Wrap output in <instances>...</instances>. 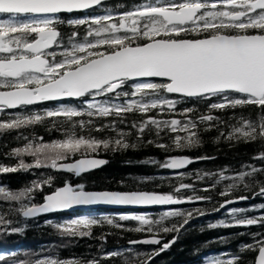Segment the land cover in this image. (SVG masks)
<instances>
[{"label": "snow or ice", "instance_id": "snow-or-ice-1", "mask_svg": "<svg viewBox=\"0 0 264 264\" xmlns=\"http://www.w3.org/2000/svg\"><path fill=\"white\" fill-rule=\"evenodd\" d=\"M104 5L105 0H0V114H8L7 118L0 116V133L51 124L49 131L63 135L50 142L42 137L33 142L24 136V145L9 153L17 158V165L0 164V174L43 168L81 177L108 163L98 158L101 152L137 149L146 143L164 156L139 163L171 170L177 183L168 192L148 190L142 185L152 177L144 176L127 189L87 190L83 183L68 181L54 187L56 177L48 175L18 192L0 186V200L19 204L15 208L19 216L37 218L77 207L147 208L211 202L213 196L207 193L215 192L223 199L212 211L226 210L231 219L209 228L264 229V203L233 206L249 199L264 200V166L249 164L231 175L224 169L197 172L196 180L210 181L201 189L185 182L191 174L181 171L200 160L215 159L184 154L201 145V130L225 125L230 131L221 132L217 141L224 137L229 142L264 145V0H146L116 14L108 9L91 14ZM74 13L84 15L65 16ZM64 24L72 29L67 44L59 53L50 51L61 46L65 33L59 26ZM114 99L122 102L114 103ZM49 102L56 104L48 107ZM187 102L193 106L187 107ZM199 103L204 104L203 111H198ZM247 106L257 110L254 117L240 115L232 122V118L226 121L213 114L232 110L235 117V110ZM129 114H138L140 119L129 122ZM160 115L172 118H157ZM104 119L111 122L105 124ZM105 132L115 135L93 134ZM148 135L154 138L146 139ZM24 157H31L32 162ZM253 159L264 161V151ZM222 182L227 183L221 186ZM45 185L54 190L43 196V202H35V193ZM206 214L201 208H171L159 219L128 212L45 223L66 238L92 237L99 227L98 239L105 242L114 234L103 231L105 226L145 233L149 238L130 240L129 245L162 244L140 262L148 264L176 242L195 216ZM171 218H181L182 223L166 224ZM14 223L0 215V234L23 233L24 227ZM169 233L177 235L162 243L163 235ZM245 234L251 240L241 242L238 254L207 264H242L248 253L253 254L251 264H264V230L238 235ZM119 256L120 252L106 251L101 258L76 260L0 251V264H110Z\"/></svg>", "mask_w": 264, "mask_h": 264}, {"label": "trees", "instance_id": "trees-1", "mask_svg": "<svg viewBox=\"0 0 264 264\" xmlns=\"http://www.w3.org/2000/svg\"><path fill=\"white\" fill-rule=\"evenodd\" d=\"M60 30L65 33V36L61 43L67 42V36L72 30L67 24L59 26ZM115 100V99H114ZM122 102V100H119ZM75 103V102H73ZM39 106V107H43ZM48 107L53 105L47 104ZM187 107H192V102L186 103ZM180 107V106H178ZM204 104H198V111L204 110ZM257 110L254 106H247L242 109L235 110V117H233V111L227 112L216 111L213 114L220 116L223 120H229L232 118V122H235V118L243 115L248 118H252L256 115ZM11 113V112H9ZM6 114H0L4 118H7ZM159 119H171L170 115H160ZM176 118H180L178 115ZM129 122L140 119L139 115L129 114L127 117ZM105 124L110 123V119H104ZM99 123V121H97ZM51 128V124L48 125ZM48 128L42 125L34 126L32 128L21 129L18 131L0 133V164L5 166H16L18 163L17 158L10 156L9 153L13 149L22 147L25 143L24 136L29 137L36 142V138L42 137L44 141L50 142L56 139H62L63 135L60 131H49ZM124 131H129L127 125H121ZM219 129V130H218ZM230 128L225 125H218L217 128H213L209 131H200L202 143L200 146L193 148L184 154L191 157L198 156H210L215 159L200 160L191 165L185 171L191 174L190 179H186L187 183H195L198 189H201L204 185L210 183L207 178L203 181L196 180V173L204 172H219L220 170H226V174L231 175L235 171L246 170L249 164H254L257 167L264 166V161L254 160L253 157L258 155L261 151H264V145L259 142L245 143L243 141H231L229 142L224 137H221L219 141L216 137L220 136L221 132L227 133ZM94 135L104 136L105 138L115 135L114 133H93ZM154 136L148 135L146 139H153ZM165 139H167L165 137ZM164 153L160 149L150 144H144L137 149H128L120 152H101L98 158L105 159L108 163L99 171L83 175L79 178H75L72 175L58 174L51 169H32L28 172L18 171L16 173H4L0 174V186L5 187L7 190L18 192L26 187H30L33 180H39L48 175L56 177L54 181V187L62 186L63 181L70 183H83L87 190H118L121 188L127 189L136 186L134 181L139 177L151 176L152 180L143 187L148 190H159L168 192L171 185L177 183L174 178V174L168 170L159 169L153 165H145L139 163L142 160H148L149 158L161 159ZM26 162L31 163L32 159L24 157ZM131 162V163H129ZM123 181V183H121ZM227 182H222L223 186ZM159 185V188L156 186ZM48 188L46 185L43 191H37L34 195V201L37 203L43 202V196L54 190ZM191 194V193H188ZM200 195H205L200 191ZM213 196V200L201 201L195 204H184L179 206L181 211L191 210L194 208H201L207 213L203 216H195L186 226V230H182L178 234L179 238L176 242L166 251L161 252L158 256H155L148 264H205V261L209 258H221L222 260L228 259L235 254L239 253V245L241 242H250L251 237L247 234L238 235L239 233H254L262 231L255 226L250 228L232 227L223 228L217 227L215 229L209 228L210 224H219L221 220L226 222L230 221L226 210L220 212H213L214 206H218V203L223 199L215 192L207 193ZM249 194V193H238ZM264 203V200L260 198L249 199L241 202L236 207H251L253 205H259ZM19 204L16 202H8L0 200V215H4L8 219H12L15 223L14 226L24 227L23 233L17 234H0V251L3 254L8 255L11 252H15L17 255L24 257H43L51 255L60 259H90L101 258L106 251L120 252V256L113 258L110 264H124L125 260H128L130 264H140V262L147 258V256L155 248H144L137 245H129L130 240H140L149 238L145 233H136L134 231H120L112 230L105 226L103 231L114 232L109 235L107 241H101L98 237L101 234L102 229L97 227L94 229V236L84 238H66L59 235L57 230L45 223L46 220H52L54 223L63 222L69 218L80 216H99L103 215H117L119 213H136L138 211L129 210H98L88 212H78L75 214H55L49 217L38 218L36 220H24L15 212V208H18ZM167 211V210H164ZM164 211H154L147 214L150 218L159 219ZM259 214L257 213H249ZM129 227L136 226L135 222H124ZM166 224L182 223L181 218H171L165 221ZM163 235V234H162ZM176 233H169L163 235L162 243H167L172 240ZM161 245H158L156 249H159ZM253 254L248 253L242 264H251Z\"/></svg>", "mask_w": 264, "mask_h": 264}, {"label": "water", "instance_id": "water-1", "mask_svg": "<svg viewBox=\"0 0 264 264\" xmlns=\"http://www.w3.org/2000/svg\"><path fill=\"white\" fill-rule=\"evenodd\" d=\"M105 1H115V0H105ZM65 15H70V14H65ZM49 103H56V102H49ZM9 111H15V110H9ZM196 163V162H195ZM193 163V164H195ZM192 164V165H193ZM106 165V164H105ZM101 166L95 170H91L89 171L88 173H85V174H82L83 175H86V174H90V173H93V172H96V171H99L101 170L102 168H104V166ZM191 166V165H190ZM189 166H187L186 169H188ZM186 169H182L181 171H185ZM55 171V170H54ZM170 172H172L171 170H168ZM56 172V171H55ZM58 174H64V175H70L71 173H63V172H56ZM73 175V174H71ZM74 177H76L75 175H73ZM78 178V177H76ZM201 202V201H200ZM198 203V202H196ZM184 205V204H182ZM181 205H177V206H154V207H147V208H137V207H113V206H92V207H77V208H74L72 210H68V211H63V212H58V213H50V214H42L40 215L39 217L37 218H24L22 217L24 220H36L38 218H44V217H48L50 215H55V214H64V213H73V212H86V211H95V210H103V209H106V210H130V211H140V212H152V211H155V210H159V209H171V208H177ZM139 246H143V247H156L158 245H139Z\"/></svg>", "mask_w": 264, "mask_h": 264}, {"label": "flooded vegetation", "instance_id": "flooded-vegetation-1", "mask_svg": "<svg viewBox=\"0 0 264 264\" xmlns=\"http://www.w3.org/2000/svg\"><path fill=\"white\" fill-rule=\"evenodd\" d=\"M144 2H146V0L113 1L110 3H106L103 8H97V9L93 10V12L91 14H93V15L103 14L105 9H107L109 6H112L113 10L115 12H120L122 10H125L128 7H132L136 3H144ZM82 15H84V13L73 14L72 16H70V18H76V17L82 16ZM70 30H72V29L70 28ZM53 106H55V104H53Z\"/></svg>", "mask_w": 264, "mask_h": 264}, {"label": "rangeland", "instance_id": "rangeland-1", "mask_svg": "<svg viewBox=\"0 0 264 264\" xmlns=\"http://www.w3.org/2000/svg\"><path fill=\"white\" fill-rule=\"evenodd\" d=\"M63 46L61 45L60 47H57V48H55L54 49V51H56V52H60V51H62V48ZM97 99H100V100H103L104 99V97H99V98H97ZM30 159H32L31 157H29ZM140 214H150V213H140ZM157 247V246H156ZM156 247H151V248H155L156 249ZM217 258H219V257H217ZM214 259H216V258H209V259H207V261H205V264H207V262L208 261H210V260H214ZM219 259H221V258H219Z\"/></svg>", "mask_w": 264, "mask_h": 264}, {"label": "bare ground", "instance_id": "bare-ground-1", "mask_svg": "<svg viewBox=\"0 0 264 264\" xmlns=\"http://www.w3.org/2000/svg\"><path fill=\"white\" fill-rule=\"evenodd\" d=\"M193 204H195V203H193ZM214 258V257H213Z\"/></svg>", "mask_w": 264, "mask_h": 264}]
</instances>
